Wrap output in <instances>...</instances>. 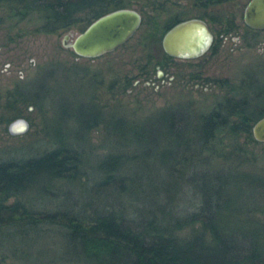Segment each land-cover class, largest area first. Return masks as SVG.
Returning a JSON list of instances; mask_svg holds the SVG:
<instances>
[{"label": "rangeland", "instance_id": "374dc122", "mask_svg": "<svg viewBox=\"0 0 264 264\" xmlns=\"http://www.w3.org/2000/svg\"><path fill=\"white\" fill-rule=\"evenodd\" d=\"M127 2V7L142 14L141 26L124 45L95 58L79 56L68 46L81 32L78 28L59 34L37 33L33 31L36 21L0 22V159L34 155L67 140L66 144L77 148L83 160L75 183L54 185V196L41 198L30 192L23 197L36 211L84 209L91 217L97 206L137 220L155 199L156 194L150 193L155 188L163 197L161 205L156 204L157 198L152 204L162 210L173 180L167 156L162 155L167 149L166 117L157 112L177 108L185 113H210L225 96H241L237 88L246 78L252 81L245 85V93L254 98L264 94V30L254 31L245 24L244 9L249 0H235L220 10L209 11L214 49L192 59L172 58L164 69L158 64L164 58L162 41L154 42L149 37L151 21L163 29L166 23L171 26L204 11L190 9V0ZM173 73L174 79L170 80ZM232 87L236 89L231 91ZM14 89L25 92L31 102H3V97ZM6 104L14 109L6 108ZM98 114L104 123L89 132ZM20 118L28 122V128L11 132L10 125ZM216 143L240 161L238 168L224 159L213 161L212 172L221 180L218 190L223 197L218 202V218L226 223L230 215L232 228L248 229L250 218L264 220V141H251L246 133L235 137L221 128ZM149 147L150 156L142 154L145 157L140 161L134 158V150L142 152ZM111 153L133 156L124 173L130 178L134 173L141 176L144 183L136 181V193L121 198L113 188L99 190L97 184L104 174L98 165ZM242 170L253 171V177ZM73 184L78 191L71 189ZM89 188L95 192L89 200L92 205L85 207ZM80 190L85 191V197ZM65 192L72 193V197H63ZM188 198H194L193 192ZM174 201L177 211L193 212L199 204H187L189 201L183 197ZM188 231L180 234L187 235ZM40 232L47 236L31 233L25 239L5 235L10 249L17 248L16 255L10 254L5 264H73L57 260L65 243L62 233L57 234L48 224Z\"/></svg>", "mask_w": 264, "mask_h": 264}, {"label": "trees", "instance_id": "16d2710c", "mask_svg": "<svg viewBox=\"0 0 264 264\" xmlns=\"http://www.w3.org/2000/svg\"><path fill=\"white\" fill-rule=\"evenodd\" d=\"M128 4L127 0H0V22L36 21L33 31L37 33L59 34L71 28L83 31L100 15ZM151 23L149 37L154 42L162 41L160 35L170 25L166 23L162 29L155 20ZM210 49H214L213 45ZM163 57L158 64L164 69L174 57L165 50ZM250 81L246 78L237 88L241 96H225L210 113H185L177 108L157 112L166 117L167 149L162 155L167 156L173 181L167 188L162 210L152 204L157 198L156 204L161 205L162 192L151 189L150 193L156 194L155 199L137 220L128 219L118 211L100 210L97 206L93 207L91 217L84 209L74 212L63 208L41 213L23 199L30 192L41 198L54 196V185L75 183L79 178L83 160L80 151L66 144L67 140L55 142L57 146L53 149L34 155L0 159V264H5L10 254L17 253V248L10 249L5 235H20L25 239L31 237V233L47 236L40 232L47 224L64 236L65 248H60L57 260L73 264H264V220L250 218L252 223L248 220V229L232 228L230 215L226 216V223L222 222L218 218L221 206L218 202L223 201L218 190L221 180L212 172L217 158L237 168L240 164L237 156L232 158V152L222 150L216 143L219 129L226 128L228 134L235 137L246 133L251 141L256 140L252 126L264 116V94L258 93L254 98L245 93V85ZM261 90L264 93V82ZM24 93L14 89L3 97V102L12 105L31 102ZM254 99L258 102H253ZM12 105L5 106L14 109ZM100 123H104V119L98 114L89 132ZM134 152V158L140 161L150 156L152 149ZM133 156L111 153L102 158L98 167L104 176L97 184L99 190L113 188L121 198L136 193L135 183L142 182L141 176L134 173V178H130L124 173ZM242 173L253 177V171L242 170ZM71 189L77 190L78 186L73 184ZM80 191L84 196L85 191ZM86 192L85 207L90 204L95 189L92 192L89 188ZM144 192L147 194L148 190ZM190 192L194 194L193 199L188 198ZM71 194L65 192L63 197H72ZM178 197L188 200L187 204L199 201L197 209L193 212L175 210L174 200ZM11 198L16 199L10 202ZM246 204L248 206V202ZM185 229H189L188 234H180Z\"/></svg>", "mask_w": 264, "mask_h": 264}, {"label": "water", "instance_id": "95a60500", "mask_svg": "<svg viewBox=\"0 0 264 264\" xmlns=\"http://www.w3.org/2000/svg\"><path fill=\"white\" fill-rule=\"evenodd\" d=\"M142 14L136 9L121 7L94 19L68 44L76 54L95 58L124 45L139 29ZM245 24L256 31L264 30V0H249L244 9ZM69 38L68 35L65 36ZM214 34L209 23L199 17L177 22L162 37L165 52L175 58L192 59L205 54L213 45ZM13 133L28 128L25 119H17L10 125ZM21 128L22 130H17ZM252 133L257 141H264V116L256 120Z\"/></svg>", "mask_w": 264, "mask_h": 264}, {"label": "flooded vegetation", "instance_id": "af4514ba", "mask_svg": "<svg viewBox=\"0 0 264 264\" xmlns=\"http://www.w3.org/2000/svg\"><path fill=\"white\" fill-rule=\"evenodd\" d=\"M191 1V5H189L188 7L190 9H195V10H202L204 11L203 13H198L196 14L195 16L193 17H199V18H203L205 19L208 23L210 19H207V18H210L209 16V11H214V10H220L221 7H224V5H228L230 3H232L233 1L235 0H224L223 2H220V0H190ZM197 10V11H198ZM209 15V16H208ZM205 16V17H204ZM191 18V17H190ZM183 20V19H182ZM182 20H179V21H182ZM177 21V22H179ZM176 22V23H177ZM174 23V24H176ZM173 24V25H174ZM173 25H171L169 28H171ZM210 25V24H209ZM171 56V55H170ZM173 57V56H172ZM175 58V57H174ZM183 59V58H182ZM171 63V62H170ZM171 69V68H170ZM160 72V71H159ZM171 72V71H169ZM174 73L172 75L169 76L170 80H173L174 79Z\"/></svg>", "mask_w": 264, "mask_h": 264}, {"label": "clouds", "instance_id": "9594fccd", "mask_svg": "<svg viewBox=\"0 0 264 264\" xmlns=\"http://www.w3.org/2000/svg\"><path fill=\"white\" fill-rule=\"evenodd\" d=\"M10 131H15V128L14 127L10 128Z\"/></svg>", "mask_w": 264, "mask_h": 264}, {"label": "snow or ice", "instance_id": "6c2138e0", "mask_svg": "<svg viewBox=\"0 0 264 264\" xmlns=\"http://www.w3.org/2000/svg\"><path fill=\"white\" fill-rule=\"evenodd\" d=\"M17 130H22L21 128H18Z\"/></svg>", "mask_w": 264, "mask_h": 264}]
</instances>
